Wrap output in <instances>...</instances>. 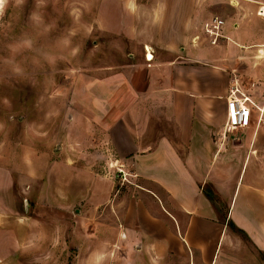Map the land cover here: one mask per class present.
Returning <instances> with one entry per match:
<instances>
[{"label": "rangeland", "instance_id": "374dc122", "mask_svg": "<svg viewBox=\"0 0 264 264\" xmlns=\"http://www.w3.org/2000/svg\"><path fill=\"white\" fill-rule=\"evenodd\" d=\"M252 1L8 0L0 16V264L140 262L127 229L137 223L126 215L140 197L136 182L109 138L78 113L74 82L139 63L144 44L164 59V46L214 48L246 28L254 30L248 42L261 41L264 0ZM213 17L223 21L214 43L204 27ZM257 259L264 264V251Z\"/></svg>", "mask_w": 264, "mask_h": 264}, {"label": "crops", "instance_id": "0c3cea01", "mask_svg": "<svg viewBox=\"0 0 264 264\" xmlns=\"http://www.w3.org/2000/svg\"><path fill=\"white\" fill-rule=\"evenodd\" d=\"M262 8L257 15L264 17ZM249 31L237 39L224 34V43L210 44L214 48L164 46V59L144 44L139 63L75 80L78 113L109 138L115 159L137 185L140 197L126 215L137 223L127 228L128 239L141 260L131 264H258L264 251V110L260 115L252 107L246 127L226 126L234 80H245L255 106L264 108V38L248 42ZM242 57L246 64L239 68ZM236 131L243 138L229 137Z\"/></svg>", "mask_w": 264, "mask_h": 264}, {"label": "built area", "instance_id": "2783aa9c", "mask_svg": "<svg viewBox=\"0 0 264 264\" xmlns=\"http://www.w3.org/2000/svg\"><path fill=\"white\" fill-rule=\"evenodd\" d=\"M262 11L264 12V10ZM222 25L223 21L217 17L205 22V32L212 38V43L221 37ZM252 107H255L260 115L263 113L264 108L255 106L248 91L240 86L237 81L232 82L227 97L226 126L228 129L233 131L248 126L251 121Z\"/></svg>", "mask_w": 264, "mask_h": 264}, {"label": "clouds", "instance_id": "9594fccd", "mask_svg": "<svg viewBox=\"0 0 264 264\" xmlns=\"http://www.w3.org/2000/svg\"><path fill=\"white\" fill-rule=\"evenodd\" d=\"M22 2L23 0H15V3L17 4H20ZM6 3H8V0H0V16H2L4 13V6Z\"/></svg>", "mask_w": 264, "mask_h": 264}, {"label": "trees", "instance_id": "16d2710c", "mask_svg": "<svg viewBox=\"0 0 264 264\" xmlns=\"http://www.w3.org/2000/svg\"><path fill=\"white\" fill-rule=\"evenodd\" d=\"M205 192L207 193V195H208V196H210V197L212 198V196H211V194H210V192H209V191H208V192H207V191H205ZM239 232H240V231H239ZM240 233H242V232H240ZM242 235H244V233H242Z\"/></svg>", "mask_w": 264, "mask_h": 264}, {"label": "bare ground", "instance_id": "6f19581e", "mask_svg": "<svg viewBox=\"0 0 264 264\" xmlns=\"http://www.w3.org/2000/svg\"><path fill=\"white\" fill-rule=\"evenodd\" d=\"M262 10H264V9H262ZM264 13V12H263Z\"/></svg>", "mask_w": 264, "mask_h": 264}, {"label": "flooded vegetation", "instance_id": "af4514ba", "mask_svg": "<svg viewBox=\"0 0 264 264\" xmlns=\"http://www.w3.org/2000/svg\"><path fill=\"white\" fill-rule=\"evenodd\" d=\"M263 9V8H262ZM263 12V11H262Z\"/></svg>", "mask_w": 264, "mask_h": 264}]
</instances>
